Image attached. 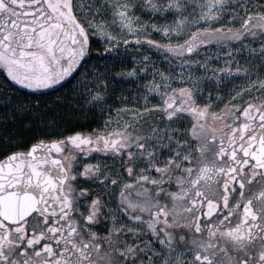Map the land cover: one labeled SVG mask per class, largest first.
Instances as JSON below:
<instances>
[{
	"label": "snow or ice",
	"instance_id": "obj_1",
	"mask_svg": "<svg viewBox=\"0 0 264 264\" xmlns=\"http://www.w3.org/2000/svg\"><path fill=\"white\" fill-rule=\"evenodd\" d=\"M0 264H264V0H0Z\"/></svg>",
	"mask_w": 264,
	"mask_h": 264
},
{
	"label": "rangeland",
	"instance_id": "obj_2",
	"mask_svg": "<svg viewBox=\"0 0 264 264\" xmlns=\"http://www.w3.org/2000/svg\"><path fill=\"white\" fill-rule=\"evenodd\" d=\"M65 87H67V85H65ZM48 95L51 96V95H53V93L49 92Z\"/></svg>",
	"mask_w": 264,
	"mask_h": 264
},
{
	"label": "trees",
	"instance_id": "obj_3",
	"mask_svg": "<svg viewBox=\"0 0 264 264\" xmlns=\"http://www.w3.org/2000/svg\"><path fill=\"white\" fill-rule=\"evenodd\" d=\"M30 135L29 133H25V138H27V136Z\"/></svg>",
	"mask_w": 264,
	"mask_h": 264
}]
</instances>
